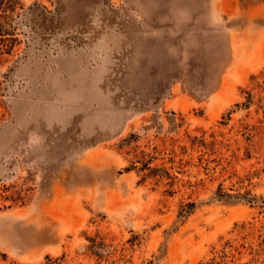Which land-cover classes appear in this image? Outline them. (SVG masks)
<instances>
[{
  "label": "rangeland",
  "instance_id": "1",
  "mask_svg": "<svg viewBox=\"0 0 264 264\" xmlns=\"http://www.w3.org/2000/svg\"><path fill=\"white\" fill-rule=\"evenodd\" d=\"M0 264H264V0H0Z\"/></svg>",
  "mask_w": 264,
  "mask_h": 264
}]
</instances>
